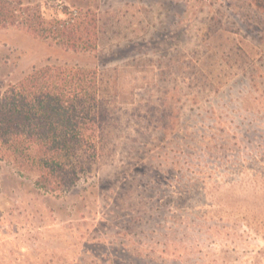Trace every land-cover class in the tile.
I'll return each mask as SVG.
<instances>
[{"label": "rangeland", "instance_id": "obj_1", "mask_svg": "<svg viewBox=\"0 0 264 264\" xmlns=\"http://www.w3.org/2000/svg\"><path fill=\"white\" fill-rule=\"evenodd\" d=\"M91 10L74 53L0 28V91L80 65L112 103V152L68 193L0 162V264H264V10L249 0H27Z\"/></svg>", "mask_w": 264, "mask_h": 264}, {"label": "trees", "instance_id": "obj_2", "mask_svg": "<svg viewBox=\"0 0 264 264\" xmlns=\"http://www.w3.org/2000/svg\"><path fill=\"white\" fill-rule=\"evenodd\" d=\"M264 10V0H249ZM48 19L27 0H0V28L22 29L67 51L97 48L91 10L67 8ZM97 73L80 65L33 68L0 91V162L36 176V187L62 194L88 178L112 152L115 108L101 96Z\"/></svg>", "mask_w": 264, "mask_h": 264}]
</instances>
